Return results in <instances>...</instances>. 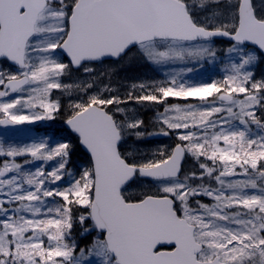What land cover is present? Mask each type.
<instances>
[{
  "label": "snow or ice",
  "instance_id": "obj_1",
  "mask_svg": "<svg viewBox=\"0 0 264 264\" xmlns=\"http://www.w3.org/2000/svg\"><path fill=\"white\" fill-rule=\"evenodd\" d=\"M217 37L233 60L220 81L189 84L175 73L122 97L101 80L137 56L154 65L215 59ZM0 59L18 68L0 71V125L53 120L63 106L53 90L83 93L65 122L90 155L77 178L70 142L0 144V157L12 158L0 166V264H264V77L254 75L264 64V0H0ZM93 62L110 67L97 73ZM70 65L89 79L65 83ZM12 93L27 98L4 99ZM133 102L164 105L161 134L184 129L183 143L136 159L128 137L152 133ZM54 160L50 171L24 170ZM137 183L150 187L137 196ZM74 229L93 239L81 247Z\"/></svg>",
  "mask_w": 264,
  "mask_h": 264
},
{
  "label": "rangeland",
  "instance_id": "obj_2",
  "mask_svg": "<svg viewBox=\"0 0 264 264\" xmlns=\"http://www.w3.org/2000/svg\"><path fill=\"white\" fill-rule=\"evenodd\" d=\"M229 44L215 42L214 47L217 49V57L215 59L205 58L200 61H187V62H176L174 64L168 65H154L143 58L134 57L128 58L125 61L121 62L115 69L112 74L111 80L108 77H101V80L104 84H109L111 87L119 92V94L123 97L126 95L127 90L131 89L133 84L145 83L148 85H152L154 83L166 82L170 75L175 73H182L183 79L186 80L189 84H195L197 81H207L211 79L212 76L215 75V72H219V78H224L229 71L230 65L233 62L227 55H225L227 47ZM63 62L69 63L68 60L62 55ZM70 64V63H69ZM96 72L99 73L105 69L110 67V63L106 62L104 64H93L92 65ZM71 68V66H70ZM191 68L192 71L188 72L186 69ZM0 71L12 72L16 73L18 71L17 68L12 67L6 61L0 63ZM72 75L65 76L61 79L65 83H71L72 81H83L87 80L90 77V74L84 73L82 69L73 70L71 68ZM200 72L207 73L205 77H198L197 74ZM254 75L256 79H261L264 77V64L258 63L254 69ZM196 77V78H195ZM103 85H101L102 87ZM150 90V89H149ZM92 91V90H90ZM138 91V90H137ZM107 94V93H105ZM113 94H116L115 92ZM23 95L24 98H27V93H17L15 95H10L4 99H12L17 96ZM80 96H84L83 93H76L72 97H68L63 95L58 90L52 91L51 99L59 98L62 102V108L59 113H55V119L53 120H37L31 124H22L24 127L20 130H6L0 127V144H2L5 148L8 146L13 147H23L25 145H30L32 143L38 142L40 139H48L51 140V136H54L58 132H62L64 135L66 133L63 132L64 123L68 117V104L72 100H77ZM86 98V96H85ZM168 104H199L200 101L198 98L190 97L187 101L177 100L175 98H168L166 101ZM121 107H125L121 105ZM129 108H133L136 110V113L139 118L143 119L146 125V131L152 133L150 137H147L144 140H137L136 137H128L127 144L125 147L129 149H133L136 153V159H155L158 157L159 153L163 152L165 154L169 153L175 144L183 143L178 140L177 134H182L186 130L177 129V130H168L170 133V137L167 139H155L153 135L161 132V125L157 119L160 113L163 112L164 105H157L151 102H144L142 104L132 103L128 105ZM35 111H40V109H24L23 114L31 115ZM2 115V114H0ZM257 115H260L258 112ZM39 130L36 131V128ZM255 128V126H253ZM51 136H50V135ZM69 142V141H68ZM18 143H21L20 146H17ZM71 143V142H70ZM72 144V143H71ZM16 162L23 164L25 159L31 160L30 157H16ZM131 159V157H130ZM12 158L10 157H0V166L3 165L4 162H11ZM43 163V165H41ZM56 161H32L29 164L24 165V170L27 172H35L37 168H43L45 172L52 170V167L55 165ZM207 163L211 164L210 161ZM89 159L88 157L81 153V151L76 150L73 145V152L69 160L68 168L71 169L74 173H76L77 178L79 173L82 172L85 168L89 167ZM41 165V166H40ZM32 166V169H30ZM193 166L192 158L186 157L183 167L185 170L190 169ZM75 170V171H74ZM11 175V174H9ZM68 177H65L64 180L58 181L57 184L63 185L67 184ZM49 187H56V185H48ZM150 185H140L139 183L133 184L132 191L135 195H139L142 190H147ZM153 192L156 189L151 188ZM51 200L52 198H48ZM205 203H211L212 201L208 197L202 198ZM94 234L89 235L90 239H93ZM82 239L79 235L77 236V240ZM90 240V241H91ZM84 247V246H82Z\"/></svg>",
  "mask_w": 264,
  "mask_h": 264
},
{
  "label": "trees",
  "instance_id": "obj_3",
  "mask_svg": "<svg viewBox=\"0 0 264 264\" xmlns=\"http://www.w3.org/2000/svg\"><path fill=\"white\" fill-rule=\"evenodd\" d=\"M206 74H207V73L200 72L199 74H197V78H198V77H205ZM219 74H220L219 72H215V75L212 76L210 80H208L209 82L204 81V80H202V81H197V80H196L194 83H195V84H208V83H212V82H214V81H220V80H222L223 78H219V77H218ZM224 77H225V76H224ZM195 78H196V77H195ZM209 99H212V98L210 97ZM74 141H75V140H74ZM75 142H76V141H75ZM75 142H72V145H74V148H75L76 150H79V147H78V145H77ZM20 145H21V143H18V144H17V146H20ZM52 146H55V145L52 144ZM89 166H90V164H89ZM30 169H32V166H30ZM74 171H75V170H74ZM62 186L66 187L67 184H63ZM55 199H56V200H60L59 197H56ZM51 200H52V199H51ZM74 234H75L76 239H77V236L79 235V234H78V229H74ZM90 240H91L90 237L87 236V237H85V238H82V239H80V240H77V242H78L79 245L82 247V246H86V245H88V244L91 242Z\"/></svg>",
  "mask_w": 264,
  "mask_h": 264
},
{
  "label": "water",
  "instance_id": "obj_4",
  "mask_svg": "<svg viewBox=\"0 0 264 264\" xmlns=\"http://www.w3.org/2000/svg\"><path fill=\"white\" fill-rule=\"evenodd\" d=\"M215 40H222V41H225V42H228L227 41V38H221V37H217V38H214ZM66 57H67V55L66 54H64ZM68 58V57H67ZM4 59H0V62L1 61H3ZM68 60L70 61V58H68ZM8 63L10 64V65H12V66H14V67H16L17 68V66H15V65H13L10 61H8ZM93 63H98V62H93ZM74 68V67H73ZM74 69H76V68H74ZM13 94H16V93H12L11 95H13ZM1 127H3V128H6V129H18V128H20L21 127V125H7V126H5V125H0ZM65 127L67 128V129H69V127H68V125L67 124H65ZM70 130V129H69ZM71 131V130H70ZM75 136H76V134L75 133H73ZM169 136V135H168ZM155 138H164V137H167V136H164V135H162L161 133H159V134H156L155 136H154ZM80 147H81V149L90 157V155L87 153V151L80 145Z\"/></svg>",
  "mask_w": 264,
  "mask_h": 264
}]
</instances>
